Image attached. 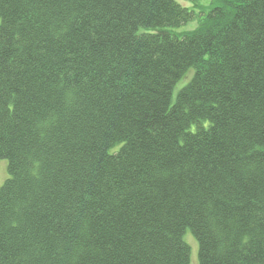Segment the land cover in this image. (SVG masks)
<instances>
[{"label": "trees", "instance_id": "trees-1", "mask_svg": "<svg viewBox=\"0 0 264 264\" xmlns=\"http://www.w3.org/2000/svg\"><path fill=\"white\" fill-rule=\"evenodd\" d=\"M199 1L0 0V264H264V0Z\"/></svg>", "mask_w": 264, "mask_h": 264}, {"label": "rangeland", "instance_id": "rangeland-1", "mask_svg": "<svg viewBox=\"0 0 264 264\" xmlns=\"http://www.w3.org/2000/svg\"><path fill=\"white\" fill-rule=\"evenodd\" d=\"M210 0H200L198 3L207 5ZM197 24V21H190L186 25L182 26V28L178 29L177 31H182L185 29L193 28ZM185 79V78H184ZM7 162L5 159L0 160V186L7 177ZM186 237L184 235V239L188 244L190 245V258H191V264H198V245L193 237V235L187 231Z\"/></svg>", "mask_w": 264, "mask_h": 264}]
</instances>
